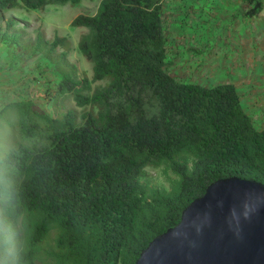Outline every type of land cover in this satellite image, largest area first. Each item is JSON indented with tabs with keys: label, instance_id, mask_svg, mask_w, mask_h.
I'll return each instance as SVG.
<instances>
[{
	"label": "trees",
	"instance_id": "1",
	"mask_svg": "<svg viewBox=\"0 0 264 264\" xmlns=\"http://www.w3.org/2000/svg\"><path fill=\"white\" fill-rule=\"evenodd\" d=\"M78 1L0 0V40L46 58L63 97L53 113L32 97L0 105L16 111L29 135L0 153L23 226L22 264H134L209 182L235 175L264 183V126L253 125L234 84L170 74L164 0H98L93 12L70 19L83 27L75 51L89 78L67 59L66 35L36 29L21 39L10 31L15 17L5 15ZM242 2L251 4L247 16L261 6ZM147 166L160 169L165 187L143 179Z\"/></svg>",
	"mask_w": 264,
	"mask_h": 264
},
{
	"label": "rangeland",
	"instance_id": "2",
	"mask_svg": "<svg viewBox=\"0 0 264 264\" xmlns=\"http://www.w3.org/2000/svg\"><path fill=\"white\" fill-rule=\"evenodd\" d=\"M176 1L177 5H175L174 0H164L163 2V26L167 43V58L171 59L168 70L176 78L196 81L201 75L191 71L189 60L195 52H199L198 45L200 44L196 43L197 40L193 42V36L189 35L192 27L190 19L192 16L210 14L212 7L208 3L207 5L196 4L192 3L191 0ZM97 2L98 0H79L64 5L48 4L39 9L10 8L5 11V15L15 17L13 18L15 24L10 31L19 34L21 39L32 38L36 29H40L47 38H50L54 33L66 35L70 44L67 59L75 63L79 74L83 73L89 78L90 65L88 61L75 51L76 41L83 27L70 25L69 21L79 12H93ZM185 2V5H179ZM225 4L226 2L224 6L223 4L219 5L220 8L228 5L229 2ZM211 41L213 46H210L209 50L217 45L215 44L217 40L214 42L211 39ZM3 42L4 40H0V48L6 46ZM5 49L8 51V56H13L14 67L9 68L6 61L0 59V103L7 99L32 97L39 104L41 103L43 110L53 113V108L60 107L63 98L56 90L59 74L54 73L53 65L39 52L32 55L31 52H25L21 47H5ZM10 50L13 55H11ZM2 55L0 54V57ZM8 56L6 59H10ZM56 58L60 59L61 56L57 55ZM179 58L182 60L181 63L177 61ZM97 83L101 82H91V86ZM44 88H47L48 91H44ZM65 102L72 104L69 99H66ZM11 110H13L11 107H4L0 110V153L7 146L17 141H26L29 137L24 131H19L21 123L18 122V115L16 111ZM143 179L155 186H166V181L157 167L147 166L143 171Z\"/></svg>",
	"mask_w": 264,
	"mask_h": 264
},
{
	"label": "water",
	"instance_id": "3",
	"mask_svg": "<svg viewBox=\"0 0 264 264\" xmlns=\"http://www.w3.org/2000/svg\"><path fill=\"white\" fill-rule=\"evenodd\" d=\"M134 264H264V183L235 175L209 182Z\"/></svg>",
	"mask_w": 264,
	"mask_h": 264
},
{
	"label": "crops",
	"instance_id": "4",
	"mask_svg": "<svg viewBox=\"0 0 264 264\" xmlns=\"http://www.w3.org/2000/svg\"><path fill=\"white\" fill-rule=\"evenodd\" d=\"M191 1L204 5L208 3L212 7L210 14L190 19L192 27L189 35L193 36V42L197 40L200 45L199 52L190 57L189 64L192 72L201 75L196 81H191L204 85L232 82L239 102L250 115L253 125L264 126V0H261L258 12L249 16L244 12L251 4L242 0ZM225 2L229 4H225L224 9L220 8L219 5L224 6ZM211 39L214 42L217 40V45L209 50L213 46ZM4 53L7 51L0 48L2 61L7 57ZM177 61L181 63L182 60L179 58ZM10 100H4L0 105Z\"/></svg>",
	"mask_w": 264,
	"mask_h": 264
},
{
	"label": "clouds",
	"instance_id": "5",
	"mask_svg": "<svg viewBox=\"0 0 264 264\" xmlns=\"http://www.w3.org/2000/svg\"><path fill=\"white\" fill-rule=\"evenodd\" d=\"M14 181L0 157V264H22L23 226L14 217Z\"/></svg>",
	"mask_w": 264,
	"mask_h": 264
}]
</instances>
